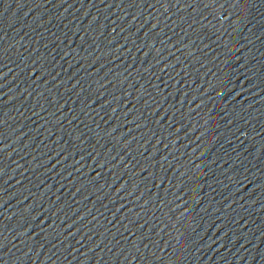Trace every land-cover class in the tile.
Segmentation results:
<instances>
[{"label":"water","instance_id":"water-1","mask_svg":"<svg viewBox=\"0 0 264 264\" xmlns=\"http://www.w3.org/2000/svg\"><path fill=\"white\" fill-rule=\"evenodd\" d=\"M61 264H264V0H90Z\"/></svg>","mask_w":264,"mask_h":264}]
</instances>
